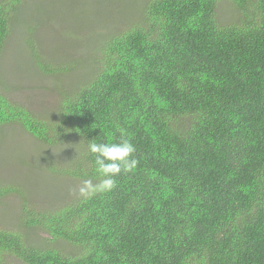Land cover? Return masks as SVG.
<instances>
[{"label": "trees", "instance_id": "trees-1", "mask_svg": "<svg viewBox=\"0 0 264 264\" xmlns=\"http://www.w3.org/2000/svg\"><path fill=\"white\" fill-rule=\"evenodd\" d=\"M26 2L0 0V57ZM223 3L234 10L225 18ZM140 5L124 27L102 30L48 110L0 82V129L70 145L58 162L43 155L48 170L98 184L89 144L118 143L121 130L137 160L111 191L52 206L0 180L1 198L21 199L0 224V264H264V0ZM27 42L42 72L79 68Z\"/></svg>", "mask_w": 264, "mask_h": 264}, {"label": "rangeland", "instance_id": "rangeland-1", "mask_svg": "<svg viewBox=\"0 0 264 264\" xmlns=\"http://www.w3.org/2000/svg\"><path fill=\"white\" fill-rule=\"evenodd\" d=\"M20 24L7 39L0 57V82L16 101L36 112L52 107L59 96L57 86H70L90 63L103 31L118 29L136 18L142 0H26ZM219 17L233 13L227 3L219 5ZM52 62L69 61L78 69L48 74L39 70L28 39ZM95 55L92 52V56ZM70 145H45L18 126L0 129V180L27 186L29 196L41 206L69 199L84 181L48 170L43 155H54ZM57 153L55 154V152ZM35 167H31L32 163ZM27 193V192H25ZM58 197V198H56ZM62 199V200H63ZM21 199L0 197V224H9ZM31 200V201H32ZM52 202V203H51ZM42 236V234L40 235Z\"/></svg>", "mask_w": 264, "mask_h": 264}, {"label": "clouds", "instance_id": "clouds-1", "mask_svg": "<svg viewBox=\"0 0 264 264\" xmlns=\"http://www.w3.org/2000/svg\"><path fill=\"white\" fill-rule=\"evenodd\" d=\"M89 151L95 155L96 170L102 179L98 184H93L91 180L84 181L79 188V193L85 197H90L97 192L111 191L115 187L114 178L122 171H132L137 165V160L130 158L135 152V147L129 139L124 138L123 130H121L120 142H92L89 144Z\"/></svg>", "mask_w": 264, "mask_h": 264}]
</instances>
